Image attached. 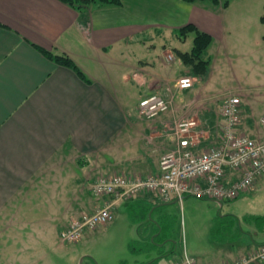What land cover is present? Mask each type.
I'll list each match as a JSON object with an SVG mask.
<instances>
[{"label":"crops","instance_id":"1","mask_svg":"<svg viewBox=\"0 0 264 264\" xmlns=\"http://www.w3.org/2000/svg\"><path fill=\"white\" fill-rule=\"evenodd\" d=\"M121 1L94 0L80 8L65 0H0V264L46 259L44 251L37 255L36 250L53 244L48 236L61 239L73 218L115 202L93 194L99 176L160 174L161 157L177 145L179 121L197 122L196 150L219 145L222 107L231 95L241 99L238 132L264 142V46L255 36L236 34L229 41L225 15L197 0ZM189 23L214 35L205 53L210 67L209 51L216 41L218 51L227 48L228 64L242 59L237 62H242L239 70L246 79L221 98L204 94L210 68L191 88L178 89L174 84L190 76L189 68L176 59L169 41L156 60L144 46L151 29L177 34ZM47 52L68 55L85 77ZM171 54L175 57L169 58ZM191 90L196 94L191 96ZM155 93L170 100L171 108L144 118L139 103ZM240 177L241 172L229 170L227 181ZM136 198L131 204L155 205V221L165 215L158 206L181 201H164L151 192ZM243 242V253L225 262L235 264L264 244L255 238ZM169 255L145 264L182 259ZM195 259L198 264L225 263Z\"/></svg>","mask_w":264,"mask_h":264},{"label":"rangeland","instance_id":"2","mask_svg":"<svg viewBox=\"0 0 264 264\" xmlns=\"http://www.w3.org/2000/svg\"><path fill=\"white\" fill-rule=\"evenodd\" d=\"M197 1L201 2H198L201 7H212L221 13V17L225 15L222 19L226 23L229 41L243 34L252 35L255 41H260L261 46H264V0ZM147 35L148 42L144 46L149 50L150 58L155 60L163 56L166 41L173 48L176 59L180 58L177 49L191 50L194 45V33L183 37L179 31L176 34L156 28ZM218 44L216 41L209 51L213 63L210 67V83L204 87L207 97L217 95L221 98L229 88L237 85L238 80L246 79V75L239 70L242 62H237L242 59L228 64L225 58L227 48L218 51ZM174 55H169V58H174ZM190 69L188 74L194 82L197 78H203L191 73ZM194 94L191 90V96ZM254 186L241 196L223 202L190 196L183 201L158 206L157 209L160 208L166 216V224L171 225L170 238L166 241L159 239L157 233V240L152 241L155 205H152L146 217L141 214V206L136 205L135 209L130 206L136 196L119 200L114 206V220L106 226L85 231L79 241L65 243L59 235L48 236L53 244L45 248L37 247V255L44 251L47 256L36 264H145L158 256L161 249L165 252L173 250L169 253V256H174L173 259L188 255L225 262L236 253H243V241L253 238L264 240V179ZM182 202H185V210ZM214 228H218L217 232L213 231ZM136 242H139V250L133 251L131 246ZM158 244H162V248Z\"/></svg>","mask_w":264,"mask_h":264},{"label":"built area","instance_id":"3","mask_svg":"<svg viewBox=\"0 0 264 264\" xmlns=\"http://www.w3.org/2000/svg\"><path fill=\"white\" fill-rule=\"evenodd\" d=\"M194 85L191 76L181 77L175 88L188 89ZM171 108L167 98L155 93L144 97L138 111L147 119H153ZM223 137L220 144L206 151L194 148L196 137L195 120H181L177 124V145L163 154L161 172L155 176L142 177L124 173L99 176L92 184V192L98 197H112L115 202H106L94 212L83 213L73 218L68 228L61 231L64 242H77L85 231L105 226L114 220L117 200L132 198L139 193L151 192L164 201L183 199L186 195L211 198L221 202L239 197L251 189L256 180L264 176V142L238 132L241 124V99L231 95L223 103ZM264 128V115L260 119ZM229 170L241 172V177L229 183ZM264 260V244L254 252L242 256L235 264H251ZM169 264H198L186 255L180 261ZM223 264H231L225 262Z\"/></svg>","mask_w":264,"mask_h":264},{"label":"trees","instance_id":"4","mask_svg":"<svg viewBox=\"0 0 264 264\" xmlns=\"http://www.w3.org/2000/svg\"><path fill=\"white\" fill-rule=\"evenodd\" d=\"M68 2H74L76 4H78V6L80 8L84 7V4L87 5L89 4V2L91 3L94 0H65ZM99 2H106V3H110V4H115V5H122V1L121 0H96ZM186 1H196V0H186ZM264 19V16H263ZM190 33H194V45L191 51H178V56L181 58V60L183 61V63L188 66L189 68H191V73L195 74L196 76L199 77H204L205 75L208 74L209 68H210V58L205 56L206 51L208 50L209 46L211 45L212 41H213V35L201 30L199 27H197L194 23H189L185 26H183L182 28H180L179 30V34L183 37L188 36ZM47 55L49 57H51L52 59H54L57 63L68 66L73 68L74 70H76L82 77H85L84 72L77 66V64L74 62V60L69 57L68 55H60V54H54L51 52H47ZM141 206L140 210H141V214H143L144 216H148L149 212L152 210L153 206L147 203H138V204H131L130 206L133 207V209H135V206ZM157 209V208H156ZM160 209V208H159ZM155 212V211H154ZM150 215L153 216L152 213H150ZM166 216H161V218L159 219V221H153L152 224V241L155 242V238L159 239H163V241L169 240L170 235V227L171 225L166 224ZM218 228H214V232H217ZM157 233V236H156ZM154 236V237H153ZM136 242L135 244H132L131 248L133 251H137L139 250V246L137 245ZM158 247L162 248V244H158ZM173 251V250H171ZM161 253H159L158 256L156 257H165L167 256L169 252H165V251H160ZM155 257V258H156ZM122 264H126L125 262H122Z\"/></svg>","mask_w":264,"mask_h":264}]
</instances>
